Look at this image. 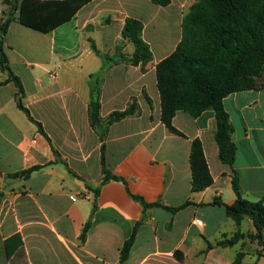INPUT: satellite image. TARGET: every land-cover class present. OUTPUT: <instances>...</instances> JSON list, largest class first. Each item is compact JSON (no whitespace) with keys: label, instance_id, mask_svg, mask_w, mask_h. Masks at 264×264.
Instances as JSON below:
<instances>
[{"label":"crops","instance_id":"1","mask_svg":"<svg viewBox=\"0 0 264 264\" xmlns=\"http://www.w3.org/2000/svg\"><path fill=\"white\" fill-rule=\"evenodd\" d=\"M197 1L160 6L150 0H93L69 22L43 33L22 25L17 8L0 0V26L10 13L15 19L5 52L27 110L0 67V264H264L250 237L256 233L252 220L237 224L219 204L235 203V175L243 197L264 204V90L223 100L237 147L231 166L220 159L213 110L197 118L178 111L173 126L183 136L160 119L156 65L180 43L184 17ZM127 18L142 21L151 62L133 65L121 58L135 51L122 34ZM149 25L158 31V57L146 37ZM90 40L116 62L105 63ZM92 86L101 89V127L89 118ZM132 104L133 116L105 125L110 114ZM196 139L213 184L192 193L190 149ZM103 158L106 169L126 183L102 184ZM33 167L39 170L27 179L10 177ZM132 194L167 207L193 204L178 212L145 210ZM134 231L129 258L121 263L120 249ZM238 233L245 238L227 243Z\"/></svg>","mask_w":264,"mask_h":264},{"label":"trees","instance_id":"2","mask_svg":"<svg viewBox=\"0 0 264 264\" xmlns=\"http://www.w3.org/2000/svg\"><path fill=\"white\" fill-rule=\"evenodd\" d=\"M12 10L17 8L18 21L31 29L49 33L60 25L69 22L77 12L93 0H3ZM160 6H168L171 0H150ZM18 3V4H17ZM15 20L10 13L0 26V67L8 73L7 81H13L18 88L19 106L23 95V86L12 71L5 52V36L11 22ZM144 25L142 21L127 18L122 31L123 37L132 42L135 51L128 57L121 53V58L133 65L149 63L153 60V52L143 39ZM96 55L105 63L116 62L110 55H103L90 40ZM157 86L161 100V122L168 130L177 135L183 134L173 126V119L178 111L188 112L197 118L207 110H213L216 117L215 139L219 147L220 159L227 165H233L237 147L232 140L233 127L229 114L225 110L223 100L236 92L249 90H264V0H198L186 14L182 25V39L176 49L156 65ZM91 102L89 118L93 127H101V89L91 87ZM27 111V110H26ZM136 113L135 104L124 111H116L104 120L106 126L133 116ZM104 152V145H103ZM103 182L126 181L106 169L104 158ZM190 166L192 172V193L203 192L213 184V177L205 157L200 140H193L190 149ZM39 167L21 171L12 178L27 179ZM233 187L236 201L233 205H225L228 216L237 224L245 218L252 220L256 233L250 235L258 245L264 241V204L246 200L239 187L235 175ZM99 189H96L98 193ZM96 193V194H97ZM4 194L0 192V205ZM132 197L141 203L144 209L155 206L163 207L172 212H178L193 204L188 200L179 207H167L161 203H147L142 197ZM90 222L84 226L81 240L85 241L90 228ZM136 232L125 241L120 249V261L124 263L130 255ZM244 234H236L227 241L235 244ZM18 237V236H17ZM6 250L9 258L12 256L8 241ZM183 262V254L175 253ZM244 253L237 255L240 263Z\"/></svg>","mask_w":264,"mask_h":264},{"label":"rangeland","instance_id":"3","mask_svg":"<svg viewBox=\"0 0 264 264\" xmlns=\"http://www.w3.org/2000/svg\"><path fill=\"white\" fill-rule=\"evenodd\" d=\"M146 37L152 43L155 57H158L159 56V54H158V47H157V45L159 44V41H158V31L156 30L155 27H153V25H149L148 26L147 31H146ZM253 240H255V238H253ZM260 249H261V250H259L260 258L261 257L264 258V241H263L262 244H260Z\"/></svg>","mask_w":264,"mask_h":264},{"label":"built area","instance_id":"4","mask_svg":"<svg viewBox=\"0 0 264 264\" xmlns=\"http://www.w3.org/2000/svg\"><path fill=\"white\" fill-rule=\"evenodd\" d=\"M197 224L202 226L203 223L201 221H198Z\"/></svg>","mask_w":264,"mask_h":264}]
</instances>
